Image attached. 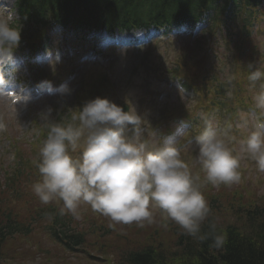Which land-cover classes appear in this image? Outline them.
Here are the masks:
<instances>
[{
  "label": "clouds",
  "instance_id": "1",
  "mask_svg": "<svg viewBox=\"0 0 264 264\" xmlns=\"http://www.w3.org/2000/svg\"><path fill=\"white\" fill-rule=\"evenodd\" d=\"M20 39V28L12 25V13L0 6V98L27 104L32 96L23 85L17 89L15 68L4 72L15 63ZM45 59L55 68L60 53L46 49ZM246 67L252 116L244 113L237 123L221 126L211 114L201 112V130L183 146L180 141L189 135L187 121H178L171 135L148 133L147 115L135 105L126 107L96 96L84 101L66 124L52 120L53 109L47 107L40 113L48 131L35 162L40 179L31 186L33 194L42 205L59 204L60 215L70 214L79 220L87 206L108 217L112 226L157 224L154 210L158 209L164 220L175 223L186 235L202 243L210 240V248L222 249L227 236L210 219L212 209L202 185L218 188L239 183L242 158L254 161L264 173V119L254 118L257 112L264 116V65L249 62ZM227 79L231 84L234 77ZM176 88L178 95L187 97L183 84L177 83ZM36 89L61 98L73 91L67 83L54 87L47 80ZM234 132L243 136L239 154L229 147ZM185 151H195L194 165L203 179L183 158ZM206 221L207 231H203Z\"/></svg>",
  "mask_w": 264,
  "mask_h": 264
},
{
  "label": "rangeland",
  "instance_id": "2",
  "mask_svg": "<svg viewBox=\"0 0 264 264\" xmlns=\"http://www.w3.org/2000/svg\"><path fill=\"white\" fill-rule=\"evenodd\" d=\"M1 1L3 2V6L12 12L13 0ZM97 37L99 39L102 38L101 34L91 36L94 43H98ZM260 40L262 44L263 39ZM193 45L190 41L183 42L178 40L177 44L173 47L168 50L162 48L158 52H153L151 57L139 64H137L141 56L139 53H142L139 49H119L114 58L105 55L103 63L108 61L111 64V68L109 73L106 67L103 66L105 67L104 73L111 74L117 84L114 90L117 98L114 102L117 103V99L119 102L125 99L127 100L128 107L135 105L141 114L147 115L149 121L147 127L148 133L155 131L161 136L162 133L160 131H164L167 123L173 118H163L161 113H166L167 111L168 115H172L173 113L171 111L173 109H180L181 112H185L186 108L190 109L192 107L193 103L190 102L189 98L180 97L168 87L163 86L158 76L159 70L177 67L176 59L179 55L178 52L181 51L180 49L183 48L182 52L184 55L188 49L192 50ZM144 52L150 53L151 50H145ZM80 53L86 56L89 51L81 48ZM201 55L203 56V54ZM199 56L197 55L194 61ZM74 62L75 64H82L80 58H76ZM257 63L264 65V59ZM79 66L81 68V65ZM198 67L199 62H196L191 69L196 70ZM246 68H238L231 73L234 79L230 85L235 83L241 85L247 84L245 80ZM51 69L55 71V68ZM87 71L85 68L84 74ZM180 71L184 72L182 64L180 65ZM58 73L63 75V83H67L73 89L70 96L62 98L59 102H57V99L52 98L48 101L36 102L29 105L10 106L7 101H0V209L3 210L7 206L13 214L18 215L21 219L27 216L32 205L33 193L31 186L37 182L34 181V178L28 176V174L34 173L33 164L37 161V155L34 153L31 154L32 148L27 145L36 143L31 141H35L38 137L37 126H42L41 124L44 123L40 119V113L47 107H51L54 112H58L61 108L71 103L76 94L82 89L79 85L81 71L78 67H71L66 63V65H62L58 69ZM245 88L249 90L248 87ZM245 99V94L238 93L234 97L231 94L230 100L225 105L231 107L230 104H232L236 107L240 105L237 101L242 103ZM238 133L236 132L235 136ZM239 139H243V136L229 142V147L235 150L234 154H239L238 149L241 141ZM26 140L30 142L28 144L24 143ZM183 142L184 139L180 141V145ZM16 144L19 147L17 151L23 153L21 157L26 162V171L17 182L15 181L13 185L7 186V179L12 174L11 164L13 163V157L16 155L12 146ZM182 155L192 167L193 173L199 174L201 179H203V173L200 172L198 166H195L194 162H190L193 152L185 151ZM240 163L242 164V170L239 169L242 172V181L236 183L235 185L239 184L236 187H228L217 191L216 196L219 198L218 209L221 214H224V209L234 210L239 206L256 205L258 206L256 208L261 209L264 215V173L259 172L255 162L250 159L242 158ZM222 186L223 184L218 188ZM201 191L203 195L210 197V191H216V187H213L211 184L207 186L203 184ZM154 211L158 223L152 224L149 229L144 231L146 228L140 229L142 226L135 223L112 226V222L108 217L93 213L87 206H83L81 219L76 220L70 214H67V219L68 215L72 218L71 227L73 229L86 231L91 228L100 227V224H104L109 231V235L99 239L90 235L87 237L89 243L88 249H90L89 255L85 252H66L48 239H44V234L40 235L37 230H34L28 237H16L13 241H7L2 250L3 255L1 256V261L3 264H123L125 257L120 256L121 253L123 254L125 251L139 248V245L146 240L151 230L160 232L173 228L169 226L170 221L163 219V214L160 210L157 209ZM220 213L217 214L216 224L222 226L226 223H231L233 219L229 215L234 212L225 213V216ZM165 223L167 227L161 226ZM156 241L158 242L160 240L157 239ZM165 244L168 246L172 245L168 241V243H161L159 246L164 247ZM91 257H100L101 260H98V262L88 261Z\"/></svg>",
  "mask_w": 264,
  "mask_h": 264
},
{
  "label": "trees",
  "instance_id": "3",
  "mask_svg": "<svg viewBox=\"0 0 264 264\" xmlns=\"http://www.w3.org/2000/svg\"><path fill=\"white\" fill-rule=\"evenodd\" d=\"M28 1V9L37 12L38 7L43 10L46 8V2L51 4L57 3L59 0H20ZM67 3L66 0H61ZM123 0H102L101 7L106 8L104 19L117 16L120 12ZM200 2V3H199ZM148 0H132L126 13L133 14L138 11H151L152 6L147 4ZM198 3V4H197ZM209 4V0H189L188 5L191 7H201ZM22 9V5L19 6ZM99 20V19H96ZM210 208L213 210V203L209 202ZM230 218L231 223L222 226L217 224L218 231L226 233L227 242L220 250L209 247L211 241L200 242L199 240L186 235L182 229L173 224L172 229L165 230L159 240H152L145 246L137 249L125 251L120 256H124V264H264V215L261 209L257 208H236ZM225 213L232 210L224 209ZM220 211L216 206V212L212 213L210 219L215 222L217 214ZM223 214L225 216L226 214ZM221 214V213H220ZM221 214V215H222ZM17 216H13L7 212L0 217V264L2 250L6 240L15 237L17 234H25L23 225L17 221ZM7 221V225L2 221ZM207 231V221L202 228ZM52 237H55L53 231ZM68 250H72L74 246H82L83 238L69 234L66 236ZM172 244L164 247L159 244ZM158 245V246H157ZM79 248V247H78ZM101 250V249H100ZM171 250V251H169ZM168 254V255H166ZM95 262V261H94Z\"/></svg>",
  "mask_w": 264,
  "mask_h": 264
},
{
  "label": "bare ground",
  "instance_id": "4",
  "mask_svg": "<svg viewBox=\"0 0 264 264\" xmlns=\"http://www.w3.org/2000/svg\"><path fill=\"white\" fill-rule=\"evenodd\" d=\"M2 223H4L5 225H7V221L3 220Z\"/></svg>",
  "mask_w": 264,
  "mask_h": 264
}]
</instances>
